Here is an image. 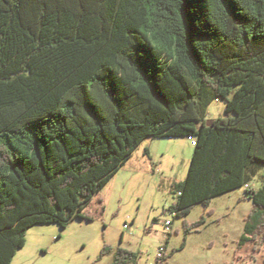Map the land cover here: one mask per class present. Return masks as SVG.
Here are the masks:
<instances>
[{
	"label": "trees",
	"instance_id": "1",
	"mask_svg": "<svg viewBox=\"0 0 264 264\" xmlns=\"http://www.w3.org/2000/svg\"><path fill=\"white\" fill-rule=\"evenodd\" d=\"M216 101L226 116L209 121ZM163 138L196 143L175 218L260 178L239 241L260 253L264 0H0V264L35 226L93 221L84 208ZM112 264L138 255L119 248Z\"/></svg>",
	"mask_w": 264,
	"mask_h": 264
},
{
	"label": "rangeland",
	"instance_id": "2",
	"mask_svg": "<svg viewBox=\"0 0 264 264\" xmlns=\"http://www.w3.org/2000/svg\"><path fill=\"white\" fill-rule=\"evenodd\" d=\"M225 116V104L216 101L206 119ZM194 148L187 138L146 140L84 208L93 221L77 218L65 229L58 224L31 228L12 264H112L119 248L136 252L138 264H156L161 247L171 256L164 264H264V248L259 253L253 242L239 244L253 207L245 188L214 198L208 209L195 206L186 218L169 212L172 185L187 178ZM260 181L256 178L250 189L259 188ZM203 219L186 233L185 224ZM105 246L113 251L102 256Z\"/></svg>",
	"mask_w": 264,
	"mask_h": 264
},
{
	"label": "built area",
	"instance_id": "3",
	"mask_svg": "<svg viewBox=\"0 0 264 264\" xmlns=\"http://www.w3.org/2000/svg\"><path fill=\"white\" fill-rule=\"evenodd\" d=\"M191 141H192L193 145L196 144L194 140H191ZM245 188L247 190L250 189V185L245 186ZM172 223L173 222L172 221H169V220L166 221V223H165V229L169 233H172ZM165 253H166V249L164 247H161L160 250H159L158 256H162Z\"/></svg>",
	"mask_w": 264,
	"mask_h": 264
},
{
	"label": "crops",
	"instance_id": "4",
	"mask_svg": "<svg viewBox=\"0 0 264 264\" xmlns=\"http://www.w3.org/2000/svg\"><path fill=\"white\" fill-rule=\"evenodd\" d=\"M168 139H172V138H168ZM172 140H174V139H172ZM189 140V139H188ZM146 142V141H145ZM178 182V181H177ZM180 182V181H179ZM175 183V182H174ZM101 200V199H100ZM246 200H248V199H246Z\"/></svg>",
	"mask_w": 264,
	"mask_h": 264
}]
</instances>
